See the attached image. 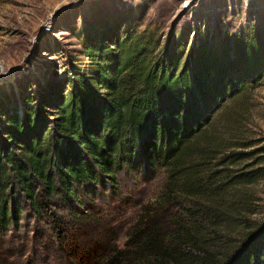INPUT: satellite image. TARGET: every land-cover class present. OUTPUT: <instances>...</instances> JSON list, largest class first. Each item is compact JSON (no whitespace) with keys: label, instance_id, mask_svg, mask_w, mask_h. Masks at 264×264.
<instances>
[{"label":"trees","instance_id":"obj_1","mask_svg":"<svg viewBox=\"0 0 264 264\" xmlns=\"http://www.w3.org/2000/svg\"><path fill=\"white\" fill-rule=\"evenodd\" d=\"M221 40L196 39L183 56L168 41L157 53L151 32L82 38L88 65L67 62L70 76L20 94L19 113L0 109V228L28 210L50 232L44 247L52 238L69 264H264V218L248 219L244 188L259 174L230 167L253 151L230 134L242 114L227 106L264 68L263 46ZM137 161L158 167L159 195L121 244L108 224L82 258L78 231L93 218L80 216V189L113 190Z\"/></svg>","mask_w":264,"mask_h":264},{"label":"rangeland","instance_id":"obj_2","mask_svg":"<svg viewBox=\"0 0 264 264\" xmlns=\"http://www.w3.org/2000/svg\"><path fill=\"white\" fill-rule=\"evenodd\" d=\"M127 31L151 32L158 39L157 53L167 41L176 48L183 43V56L189 55L196 39L217 45L225 39L235 49L237 41L245 43L251 35L258 38L264 55V0H0V109L16 106L19 113L20 94L27 89L32 96L31 88L70 76L67 62L88 65L82 38L106 39ZM231 73L241 75L240 66ZM254 78L227 106L242 114L239 132L230 134L249 142L245 150L253 151L230 167L235 172L258 170L244 188L254 210L248 219L259 220L264 218V68ZM244 164L251 166L242 168ZM133 166L118 173L113 190L108 184L105 189H80V216L93 218L78 231L74 252L82 258L92 245L103 244L108 224L109 233L121 244L125 226L144 205L152 207L159 195L158 167L141 161ZM34 228L41 230L38 235ZM71 229L70 233L75 228ZM47 230L28 210L22 211L17 226L0 228V264H69L52 238L44 247V237H51ZM238 231L236 227L231 235Z\"/></svg>","mask_w":264,"mask_h":264}]
</instances>
